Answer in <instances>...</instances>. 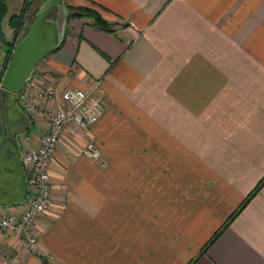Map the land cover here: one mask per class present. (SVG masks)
Here are the masks:
<instances>
[{
  "label": "crops",
  "instance_id": "obj_1",
  "mask_svg": "<svg viewBox=\"0 0 264 264\" xmlns=\"http://www.w3.org/2000/svg\"><path fill=\"white\" fill-rule=\"evenodd\" d=\"M24 1L5 0L8 25ZM64 1L98 7L113 29L68 17L27 85L59 95L98 82L107 109L59 140L37 252L0 229V264H264V183L229 219L264 177V0ZM17 116L0 118V213L16 215L21 152L47 125ZM91 138L96 161L82 153Z\"/></svg>",
  "mask_w": 264,
  "mask_h": 264
},
{
  "label": "built area",
  "instance_id": "obj_2",
  "mask_svg": "<svg viewBox=\"0 0 264 264\" xmlns=\"http://www.w3.org/2000/svg\"><path fill=\"white\" fill-rule=\"evenodd\" d=\"M134 37L139 35L136 28L128 26ZM1 78L8 60L6 53L0 58ZM28 83V82H27ZM25 84L17 93L20 105L32 116H42L46 121V130L40 135L38 144L21 152V164L27 174L29 196L25 208L18 215L8 212L0 213V229L18 237L22 248L37 252V237L34 226L52 203L50 161L54 155L62 133L70 126L88 129L106 112L107 106L98 92V82L88 88H66L59 95L49 86H40L33 92ZM59 97L62 105L52 110H42L40 103ZM82 153L96 161L100 158L94 139H89L82 148ZM102 165L105 164L101 161Z\"/></svg>",
  "mask_w": 264,
  "mask_h": 264
},
{
  "label": "water",
  "instance_id": "obj_3",
  "mask_svg": "<svg viewBox=\"0 0 264 264\" xmlns=\"http://www.w3.org/2000/svg\"><path fill=\"white\" fill-rule=\"evenodd\" d=\"M68 9L64 0H41L26 18L1 78V87L20 92L32 78L35 66L63 40Z\"/></svg>",
  "mask_w": 264,
  "mask_h": 264
},
{
  "label": "trees",
  "instance_id": "obj_4",
  "mask_svg": "<svg viewBox=\"0 0 264 264\" xmlns=\"http://www.w3.org/2000/svg\"><path fill=\"white\" fill-rule=\"evenodd\" d=\"M31 3V0H25L23 6L19 13L9 16L8 23L12 27L14 32V38L12 40H7L3 31V21L6 18L7 8L5 0H0V44L5 48L6 58L9 61L16 38L23 26L25 19L27 18L28 5ZM68 17L76 18H87L90 20L92 25L96 28L102 30L111 31L113 29L110 22H108L102 15L100 9L94 5L91 6H71L67 5ZM264 183V177L261 178L256 187L248 194L246 199L239 205V207L230 215L231 219L247 202V200L259 189V187ZM27 185V186H26ZM26 193L29 192L28 184L25 182Z\"/></svg>",
  "mask_w": 264,
  "mask_h": 264
},
{
  "label": "rangeland",
  "instance_id": "obj_5",
  "mask_svg": "<svg viewBox=\"0 0 264 264\" xmlns=\"http://www.w3.org/2000/svg\"><path fill=\"white\" fill-rule=\"evenodd\" d=\"M39 5V4H38ZM37 5V6H38ZM37 8V7H36ZM34 12V11H33ZM32 12V13H33ZM31 13V14H32ZM31 14L28 16V17H30L31 16ZM27 17V18H28ZM11 26H9L8 24H7V22H6V20L4 21V24H3V30H4V32H5V34H6V36H7V38H10L11 37ZM13 30V29H12ZM1 60V59H0ZM31 80V79H30ZM29 80V81H30ZM28 81V82H29ZM14 94L16 95V96H14ZM1 97H4V102H1ZM14 97H16L15 98V100H14ZM14 101H15V104H14ZM105 101V100H104ZM106 104V103H105ZM16 107H17V109H18V111L16 110ZM3 109H5V111L7 112V114H8V117H9V119H15V121H16V119H18V116H17V114H18V112L19 113H22L23 115H25V116H32V115H30L29 113H27L26 111H25V109L20 105V103H19V100H18V95H17V93H12V92H10V91H7V90H4L2 87H0V118H2L1 117V114L3 113ZM14 131V129H13V127L11 128V130H10V132H13ZM44 132V131H43ZM63 134V133H62ZM62 136V135H61ZM61 138V137H60ZM91 139H93V138H91ZM88 141V140H87ZM86 141V142H87ZM59 143V142H58ZM58 145V144H57ZM7 147H10L11 149H12V155H15L16 153H17V151H18V149L16 150V148H13V146L12 145H8ZM12 157V156H11ZM100 158H101V153H100ZM99 158V159H100ZM20 161H21V155H20ZM105 162V161H104ZM101 165H102V162H101ZM106 165V162H105V164L103 165V166H105ZM24 178H25V182H27V174L24 172ZM27 186V185H26ZM28 196H29V192H27L26 193V198H28ZM51 197H52V194H51ZM53 199V198H52ZM21 212V211H20ZM36 248H37V245H36Z\"/></svg>",
  "mask_w": 264,
  "mask_h": 264
}]
</instances>
